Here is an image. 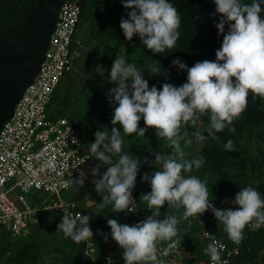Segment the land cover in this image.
<instances>
[{
  "label": "clouds",
  "instance_id": "clouds-1",
  "mask_svg": "<svg viewBox=\"0 0 264 264\" xmlns=\"http://www.w3.org/2000/svg\"><path fill=\"white\" fill-rule=\"evenodd\" d=\"M121 3L131 9L128 18H121L119 25L126 40L139 36L140 42L154 54L175 47L180 37L181 17L169 0H121ZM214 4L213 15L220 14L216 27L223 34L221 47L215 52L216 59L198 61L191 67L179 58L171 62L187 71V82L178 87L164 83L161 89L154 85L149 88L143 72L123 54L112 63L109 80L116 86L109 90L108 99L114 105L113 127L110 135L107 129L97 130L95 141L89 145L91 155L101 164L109 165L101 178L93 180L95 191L102 195L96 214L108 205L114 213L133 211L136 200L132 190L137 174L142 163H149L147 157L142 162L124 151L121 128L125 135L136 133L140 137L153 128L157 138L165 139L171 149L166 154L157 152L151 162L161 170L142 176L151 186V191L143 195L151 215L133 225L121 224L112 218L107 220L112 239L123 249L125 264H163L157 255L158 245L170 242L163 249V255L167 256L169 250L180 243L173 238L178 236L181 221L208 210L237 245L243 240L247 226L251 225L253 230L264 226V198L255 188L247 186L235 194L231 203L238 207L217 209L210 202L207 181L183 174L200 169L205 163L203 156L186 158L185 148L193 142L186 126H194L201 116L208 115L207 135H199L198 139L218 140L216 133L226 127L230 132L235 131L230 126L247 108L250 92L264 98V18L261 16L264 8L259 0H252L250 4L242 0H214ZM149 71L152 75L168 72L167 69L161 71L156 64L149 65ZM141 119L145 127H139ZM117 124L121 128L116 127ZM224 148L235 150L233 141L228 140ZM98 172L99 165L93 168V176ZM166 202L177 211L183 207V213L159 219ZM227 202L228 198L222 201ZM90 219L89 215H63L57 230L79 243L94 235ZM183 231L187 234V228ZM209 236L212 243L204 252L213 264H221L224 246L217 245L214 235L209 233Z\"/></svg>",
  "mask_w": 264,
  "mask_h": 264
},
{
  "label": "trees",
  "instance_id": "trees-1",
  "mask_svg": "<svg viewBox=\"0 0 264 264\" xmlns=\"http://www.w3.org/2000/svg\"><path fill=\"white\" fill-rule=\"evenodd\" d=\"M36 2L37 0H24L23 3L19 2V0H5L4 4L0 6V22L7 19L9 21L7 20V24L1 27L0 31H6L11 27H19L36 7ZM169 2L176 7L181 17L178 29L180 37L175 47L161 54H154L151 50H148L140 42L139 36L134 35L131 41L126 40L119 25L121 18H128L127 13L131 9H126L121 0H88L84 4V9L82 8L81 19L95 21L100 25V30L106 29L111 33V43L106 45L102 54V60L106 65L112 66L114 59L122 54L129 58L138 52L146 53L154 58L156 65L161 68V71L162 69L168 70L167 73L152 75L149 67L141 69L144 79L149 83V88L154 85L161 89L164 83H171L178 87L187 82V71L172 65V60L179 58L188 67L205 59L215 60V52L221 47L223 34H220L216 27L220 14L213 15L215 13L214 0H169ZM242 2L250 4L252 0H242ZM259 2L261 7L264 8V0H259ZM261 16L264 18V12L261 13ZM225 31H227V25L225 26ZM115 86V84L109 82L106 89L107 94ZM105 100L107 102L106 105L105 103L99 106L94 105L80 119L72 121L79 138L83 142L90 136L95 135L97 130L104 131L107 129L110 135L113 127L111 120L114 105L109 102L108 96L105 97ZM56 114L62 115V113ZM50 116L52 118L56 116L51 109ZM201 122L200 135L206 136L210 116L207 115ZM115 126L121 128L119 124ZM139 127H145L143 119L140 120ZM197 127L193 131L194 137L197 136ZM230 127H233L235 131L230 132L226 127L223 131L216 133L219 137L218 140H200L201 146L197 149V154L198 158L200 156L205 158V163L200 169H193L197 172L198 178L202 181H207L210 202L217 209L238 207V205H233L231 200L234 199L235 194L240 189L247 186L255 188L261 194V197L264 198V98L254 96L250 92L247 108L238 119L234 120ZM152 130L153 128H149L145 136L140 137L136 133L125 135L121 128V136L125 145L132 142L141 144L145 139L151 138ZM228 140L233 141L235 150H225L224 144ZM254 142L259 148V153L257 154L252 153L250 149V144ZM143 154L142 150L138 151V156ZM212 182H217V185L212 186ZM72 186L77 187L75 195L82 210L91 217L89 224L94 232L92 241L95 252L93 254L87 252V240L76 243L71 237L66 238L63 234L60 244L53 252L51 263L48 262L47 264H95V262H101L109 252L108 244L111 241L115 243L112 255L113 264H125L122 256L123 249L112 239L111 229L107 225V220L112 218L121 224L133 225L138 223L141 216L145 214L147 216L151 215V210L142 204L143 195L151 191V186L142 185L137 174L136 185L132 190L139 201L137 212L114 213L112 206L108 205L99 210V214H96L98 211L97 204L101 202L102 195L95 191L94 184L88 180V176ZM90 197H96V202L87 206L85 201ZM225 198H228V202L222 203ZM183 211V207L177 211L168 207L166 202L161 207L159 219H163L167 215L179 216ZM46 212L42 211L40 213L39 221L32 224L31 229L41 223L43 214ZM53 217L56 219L54 215ZM192 217L194 218V216ZM188 221H181L178 225L180 229L178 236L173 238V240L178 239L181 242V247L177 252L182 253L183 261L205 262L209 256L205 254L204 249L209 242L205 236H203L202 242L200 240L202 239L201 235L192 236ZM184 228H187V234L183 231ZM223 228L224 226L218 223L211 210H209L205 217L204 231L208 230L215 236L219 235ZM32 231L29 235L32 234ZM105 234H107V240H105ZM165 243L167 242L161 244ZM21 245L19 246L21 247ZM15 246L16 244H13L12 240H8L4 245L0 246V259L6 254H8L9 258H14L12 251ZM30 259L35 264L37 257L31 255ZM237 260L239 264H264V226L259 229L248 230ZM21 264L27 263L25 261L21 262Z\"/></svg>",
  "mask_w": 264,
  "mask_h": 264
},
{
  "label": "built area",
  "instance_id": "built-area-1",
  "mask_svg": "<svg viewBox=\"0 0 264 264\" xmlns=\"http://www.w3.org/2000/svg\"><path fill=\"white\" fill-rule=\"evenodd\" d=\"M81 15L82 0L63 1L39 72L26 87L12 116L0 130V234L8 231L12 236L26 237L31 232L32 224L39 221L42 211H50L59 222L63 215H87L78 201H67L60 195L76 181L92 173L94 159L85 149L84 142L68 117L56 113L55 118L50 116L55 90L63 77L74 70L76 61L82 55L83 44L75 39ZM104 95L108 96L107 91ZM33 189L55 194L58 198L44 207L33 206L26 196ZM132 195L136 201L131 212H137L139 201L133 191ZM144 219L141 216L138 222ZM250 229L251 225L244 229V238L238 245L228 238L224 228L219 235H215L217 245L224 246L221 264L224 261L239 264L237 258ZM209 233L213 235L205 230L204 236L212 243ZM86 240L87 252L93 254L92 237ZM168 243L159 244L157 248L158 258L163 264H169L181 247L180 242L164 256L163 249ZM108 247L109 252L103 261L95 264H113L115 243L109 242ZM178 264L213 262L210 256L205 262L197 263L183 261L182 257Z\"/></svg>",
  "mask_w": 264,
  "mask_h": 264
},
{
  "label": "rangeland",
  "instance_id": "rangeland-1",
  "mask_svg": "<svg viewBox=\"0 0 264 264\" xmlns=\"http://www.w3.org/2000/svg\"><path fill=\"white\" fill-rule=\"evenodd\" d=\"M126 57V56H125ZM127 61L134 63L140 70L148 68L151 64H156L154 58L146 53H135L131 57H126ZM80 61L76 63L75 70L67 73L64 76L63 81L58 85L56 92L53 96V101L50 105V109L53 113H62L68 117L71 121H76L85 115L90 107L96 105H105L107 104L105 97L103 95L104 84L96 81L95 77H91L82 71ZM207 115L201 116L197 123L193 126L189 124L186 126V129L189 136L192 139V145L185 148L187 153V159L191 160L198 158L197 149L201 146V142L198 139L200 135L201 121ZM197 127V136H193V131ZM151 138L145 139L141 144H136V142L128 143L127 145L123 144L124 151L128 152L133 157L139 158L142 162L145 157L148 158L149 163H142L138 172V176L142 185H150V183L143 181L142 176L144 173L152 174L157 170H161L155 165L151 164L155 160V154L159 153H168L171 149L168 146V142L165 139L157 138L155 134V129L152 130ZM95 136V135H94ZM95 139V138H93ZM92 138L90 137L86 142V147L88 152L91 154L89 145ZM195 145V146H194ZM183 147V142H182ZM250 149L252 153H259V148L257 144L251 143ZM142 150L143 155L138 156V151ZM95 162V168L99 165V172L96 176H93V173L88 175V180L92 182L94 179H99L102 177V174L107 170L109 165H103L99 160L92 156ZM185 176L194 175L197 176L196 171L191 173H183ZM88 185V184H87ZM217 185V182H212L211 184ZM86 186V184H85ZM211 187V186H210ZM77 187L72 186L70 189L64 190L61 193V197L67 201L77 200L78 198L75 195ZM146 194V193H145ZM28 202L33 206L44 207L47 206L53 199H57L58 196L51 193H46L36 189L31 190L26 194ZM143 206L146 207L147 203L143 200ZM209 213V210L202 215H195L194 218L191 217L190 221V231H192V236L202 237L201 242L203 241V232L205 226V217ZM147 217V214L144 215ZM188 221V226H189ZM59 222L53 217L50 211H47L43 214L42 221L39 225L31 229L32 234L28 237L12 236L8 231H5L3 234H0V246L4 245L8 240H12L13 244H16L13 252V257L6 254L2 259H0V264H21L25 262L27 264H34L31 262V255L36 256L35 264H47L51 263L52 256L55 248L60 244L61 238H63V232L57 230V225ZM185 229V228H184ZM189 231V232H190ZM188 233V232H187ZM22 244V245H21ZM21 245V247L19 246ZM182 253L176 252L175 256L171 258L169 264H178L182 261ZM13 260V261H12ZM28 261V262H27ZM192 263H197L192 261Z\"/></svg>",
  "mask_w": 264,
  "mask_h": 264
},
{
  "label": "water",
  "instance_id": "water-1",
  "mask_svg": "<svg viewBox=\"0 0 264 264\" xmlns=\"http://www.w3.org/2000/svg\"><path fill=\"white\" fill-rule=\"evenodd\" d=\"M63 1L37 0L19 27L0 31V130L39 72Z\"/></svg>",
  "mask_w": 264,
  "mask_h": 264
},
{
  "label": "crops",
  "instance_id": "crops-1",
  "mask_svg": "<svg viewBox=\"0 0 264 264\" xmlns=\"http://www.w3.org/2000/svg\"><path fill=\"white\" fill-rule=\"evenodd\" d=\"M82 8L84 9V4H82ZM111 37V33L108 30H100V25L97 22L88 19L86 20L84 18L80 20L75 32V39L83 44L82 55L76 63L80 61L81 68L83 69L82 71L86 74V76L89 74L90 78L95 77L96 81H101V83L104 84L103 95L107 89L108 83L110 82L109 76L111 66L109 67V65H106L103 62L102 54L106 45L111 43ZM90 137L92 138L91 142L93 143L95 141V139H93L95 136L92 135ZM87 140L84 142L86 150ZM85 202L87 206L93 205L96 202V197L87 198Z\"/></svg>",
  "mask_w": 264,
  "mask_h": 264
},
{
  "label": "flooded vegetation",
  "instance_id": "flooded-vegetation-1",
  "mask_svg": "<svg viewBox=\"0 0 264 264\" xmlns=\"http://www.w3.org/2000/svg\"><path fill=\"white\" fill-rule=\"evenodd\" d=\"M23 1L24 0H19V2H21V3H23ZM25 1H28V0H25ZM87 0H82V4H85V2H86ZM4 4V3H3ZM9 15H11V14H9ZM8 20V19H7ZM7 20H5V21H1L0 22V30H1V27H3V26H5L6 24H7V22L9 21H7Z\"/></svg>",
  "mask_w": 264,
  "mask_h": 264
}]
</instances>
